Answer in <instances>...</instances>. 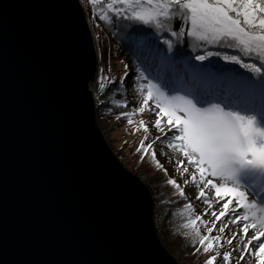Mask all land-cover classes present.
<instances>
[{"label": "water", "instance_id": "water-1", "mask_svg": "<svg viewBox=\"0 0 264 264\" xmlns=\"http://www.w3.org/2000/svg\"><path fill=\"white\" fill-rule=\"evenodd\" d=\"M81 0H0V264H181L98 123Z\"/></svg>", "mask_w": 264, "mask_h": 264}, {"label": "snow or ice", "instance_id": "snow-or-ice-1", "mask_svg": "<svg viewBox=\"0 0 264 264\" xmlns=\"http://www.w3.org/2000/svg\"><path fill=\"white\" fill-rule=\"evenodd\" d=\"M98 3L100 0H89L94 10ZM106 7L113 17L129 22L133 29L127 34L130 44L141 65L146 66L145 71L150 68L156 74L149 78L144 71L135 73L134 91L143 92L144 99L139 106L122 111L116 118L132 125L134 116L146 110L154 114L157 118L153 127L158 135L147 144L149 136L145 135L136 151L145 156L150 153L157 167L165 172L168 169L156 158L155 144L166 143L183 157L175 162L174 171L188 174L185 185L191 182L197 186V200L207 205L203 215L214 218L211 226L200 215L189 217L183 225L191 228L198 238L196 252H215L206 264H215L218 258L225 264L233 260L245 264L249 258L264 264V222L250 225L248 215L238 211L245 207L243 200L248 191L257 197L264 195V175H260L264 173V121H258L255 115L242 116L238 111L225 110L237 104L264 106V3L261 0H111ZM97 18L111 22L107 13ZM185 35L187 48L183 44ZM127 77L125 65L121 83ZM154 79L159 82L153 83ZM105 82L116 83L114 78L101 75V93L106 89ZM118 90L119 86L113 91ZM111 103L122 109L129 107L126 99L123 102L113 99ZM139 124L149 133L143 119ZM185 161L193 168L191 173ZM214 179L225 184L231 182L235 187L218 185ZM168 184L184 197V189L176 179H169ZM206 190L215 195L210 196ZM233 192L236 206L229 208L232 201L224 197ZM214 200L219 215L214 210ZM255 203L254 200L253 206ZM184 208L192 209V204L185 203ZM197 221L206 228L207 235H201ZM216 222L220 223L218 229ZM229 225L240 231L224 237L222 234ZM213 231L221 235L213 237ZM221 241L230 246L234 241L238 244L221 254L216 251L217 247H223ZM237 252L239 255L234 256Z\"/></svg>", "mask_w": 264, "mask_h": 264}, {"label": "rangeland", "instance_id": "rangeland-1", "mask_svg": "<svg viewBox=\"0 0 264 264\" xmlns=\"http://www.w3.org/2000/svg\"><path fill=\"white\" fill-rule=\"evenodd\" d=\"M88 21L90 23V26L92 27L93 35L98 49V65H103L105 67L107 75L114 78L116 81L115 84H108L107 82H105L106 87H115L118 85H122L126 93L128 92V87H130L131 91L127 93L126 98H123V100L126 99L129 103L128 108L130 110H127L118 108L111 103L113 99H121L122 96L119 93L114 91L108 93L107 88L103 93H101L99 89H96L95 86L93 87L96 103H103L101 104L102 109L100 111V117H98V123L107 139V142L126 167L139 175L149 186L151 185L153 188H156V191L159 193L158 195L167 196V200L172 202V204L176 206L179 215L181 214V217L184 219V224L188 222L189 217L194 218L195 216L200 215L203 216L204 220L209 221V226H211V222L214 218L211 215H203L204 209L207 207V205H205L202 200H197L196 197L199 191L197 186L192 184L191 182L185 185L184 181L189 179L188 174L181 175V173L174 171L176 167L175 162L179 159H183V157L178 152L168 148L166 146V143L162 144L158 142L157 144H155L154 148L157 153L156 158L160 161L164 168L168 169V171L165 172L157 167L156 163L152 160L150 153L149 155L145 156L143 153H138L136 151L145 135L149 136V139L145 141L146 144L151 142V140L155 139V137L158 135L157 131L153 127V123L157 117L146 110L144 114H138L133 117L134 123L132 125H129L123 118V120H119L115 117V113L120 114L122 111H131L134 106H139L140 102L144 99V93L131 89L132 87H134V76H132V78L130 76L127 77V79H125L121 83L120 78L125 73V65H127V72H131V67H129L128 64L125 63L122 53L116 54L117 48H115V46L113 45L114 43L111 44L110 41L105 39L103 33H101V23L96 22L92 19H88ZM213 59L215 60L216 58L213 57ZM205 63H207V61H205ZM230 66L237 68L239 67L236 65ZM108 69H111V71H108ZM135 87L138 86L135 85ZM148 103L149 107L153 106L151 100ZM221 107H224V105L221 104ZM241 108L243 107H241L240 104H237L231 108H225V110L238 111L242 116L255 115L258 121H264V106L257 105L252 112H244V110H242ZM141 119H143L147 123L150 130L149 133H145L142 128H140L139 121ZM165 130L167 131V128ZM185 164L189 167V172L191 173L193 171V168L190 165H187L186 161ZM169 179H176L177 182L183 187L185 193L184 197H181L179 193L176 192L175 188L172 185L168 184ZM213 182L218 185L235 187V185H233L231 182H227L225 184L219 179H214ZM206 191H208V194L210 196L215 195L213 191ZM246 196L247 198L243 200L245 207L238 208V211L240 212L244 210L247 212V214H251L250 209L253 207V201L255 200L257 203L258 197L255 196V194H253L251 191H248L246 193ZM260 197L264 198V195ZM224 199L232 201V203L229 205V208H233L236 206L235 192L226 194ZM223 202L224 201H221V203ZM185 203H191L192 209L184 208ZM213 205L214 210H216L217 215H219L220 210L218 207H216L215 200L213 201ZM196 227L199 229L201 235L208 234L206 228L200 221H197ZM216 227L217 229L220 227L219 222H216ZM234 229H238V227L229 225L222 235L224 237H230L231 234H233ZM179 230L185 232L182 227H179ZM191 231L192 230H187V234L178 231L174 242L177 243V247L179 248L180 252L177 253L172 251V253L180 259L181 264H206V261L212 255H214L215 252H213L212 255L209 256L208 254L210 253H204L202 251L200 253H197L195 252L196 250L193 251V249L196 247L195 241H197L198 238L194 235V232ZM250 232L251 227L249 228V233ZM211 235L214 237L221 234L218 231H213ZM221 243L223 244V247L216 248V251L220 252L221 254L231 251L232 248L236 247L238 244L237 241H234L233 245L231 246L227 243H224L223 241H221ZM233 255L238 256L239 253H233ZM215 264H225V261L222 258H218L215 261ZM231 264H237V262L233 260Z\"/></svg>", "mask_w": 264, "mask_h": 264}, {"label": "trees", "instance_id": "trees-1", "mask_svg": "<svg viewBox=\"0 0 264 264\" xmlns=\"http://www.w3.org/2000/svg\"><path fill=\"white\" fill-rule=\"evenodd\" d=\"M111 2V0H100V3L97 4L96 9L94 10L91 5L89 4V0H81V3L86 11L87 17L89 20H94L96 22L101 23V33H103L106 40L110 41L111 44L117 48L116 54L122 53L123 58L125 60V63L128 64L129 67H131V72H128V77L134 76L135 79V73L138 71H144L145 75L149 76V78H152L156 74L148 68L147 71H145L146 66L141 65L140 59H138L137 52L134 49V47L130 44L127 34L130 30L129 22L123 21L121 19H117L112 16L111 12L107 9L106 5L107 3ZM262 3H264V0H261ZM107 13L109 15V18L111 22L107 21H101L97 17L100 14ZM181 23V21H177V24ZM185 29L187 28V25L184 26ZM154 41V37L152 38ZM183 44L187 48L188 45V38L185 35L183 37ZM159 47H162V45H159ZM210 47H216V46H210ZM217 50H219L217 48ZM187 79L188 77L185 75L184 77ZM135 80L133 81V83ZM158 80H153V83H158ZM139 83H145V81H140ZM120 84V83H119ZM139 87V84H135ZM119 90L117 93H119L122 97L119 99V101L123 102V98L127 97V93L131 92L130 87H128V92L126 93L125 89L122 85H118ZM118 86L115 87H106L108 89V93H111L114 89H117ZM136 87V88H138ZM132 90L134 87L131 88ZM183 94V93H180ZM103 103L97 104V118L100 117L101 109ZM242 110L244 112H252L253 109H255V105H245L240 104ZM119 108V107H118ZM127 110H130L129 108ZM119 114L115 113V117H117ZM119 120H123L122 118ZM151 193L153 195L154 199V220L156 223L157 231L159 236L161 237V240L165 244V246L172 252L179 253L180 250L177 247V243H175L176 236L178 234V231L182 233H186L187 230H192L191 228H184L183 225V218L181 217V214L179 215L176 206L172 204V202L167 200V196L158 195L159 193L156 191V188H153L151 185L149 186ZM176 198V197H175ZM168 202V203H166ZM179 227H182L185 232L179 230ZM193 231V230H192ZM191 231V232H192ZM187 234V233H186ZM197 247V244H196ZM196 247L193 249L196 250ZM196 252V251H195ZM180 261V259L178 258Z\"/></svg>", "mask_w": 264, "mask_h": 264}, {"label": "bare ground", "instance_id": "bare-ground-1", "mask_svg": "<svg viewBox=\"0 0 264 264\" xmlns=\"http://www.w3.org/2000/svg\"><path fill=\"white\" fill-rule=\"evenodd\" d=\"M92 29V27H91ZM95 45H96V41H95ZM96 51H97V54H98V49H97V45H96ZM105 70V67L103 65H98L97 66V73H96V78L95 80L90 84V87H91V90L93 92V87L95 86L96 89H99V77L101 75H107V72L106 70L104 72H102L101 70ZM108 76V75H107ZM94 94V92H93ZM95 96V95H94ZM255 175V174H254ZM260 175H264V173H261ZM252 192V191H251ZM253 193V192H252ZM254 194V193H253ZM258 202L255 203V205L250 209V213L251 214H247L246 211L242 210L240 211L241 215H244V214H247L248 217H249V224L251 225L252 223H255L257 226H259V224L261 222H264V198L262 197H258ZM240 229H234L233 230V233L235 232H239ZM251 233V232H250ZM249 233V235H250ZM232 235V234H231ZM210 254H208L209 256L212 255L213 252H209ZM208 256V257H209ZM245 264H257V262L254 260V259H247Z\"/></svg>", "mask_w": 264, "mask_h": 264}]
</instances>
